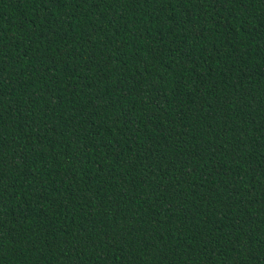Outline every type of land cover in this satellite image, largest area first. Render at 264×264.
I'll return each instance as SVG.
<instances>
[{
	"label": "trees",
	"instance_id": "1",
	"mask_svg": "<svg viewBox=\"0 0 264 264\" xmlns=\"http://www.w3.org/2000/svg\"><path fill=\"white\" fill-rule=\"evenodd\" d=\"M0 264H264V0H0Z\"/></svg>",
	"mask_w": 264,
	"mask_h": 264
}]
</instances>
